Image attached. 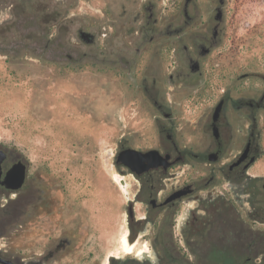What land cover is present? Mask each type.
Instances as JSON below:
<instances>
[{
  "label": "flooded vegetation",
  "instance_id": "1",
  "mask_svg": "<svg viewBox=\"0 0 264 264\" xmlns=\"http://www.w3.org/2000/svg\"><path fill=\"white\" fill-rule=\"evenodd\" d=\"M224 12V0H0V31L12 30L14 20H23L29 31L28 47L59 52L56 63H74L67 52L87 47L94 56L106 53L115 62L125 63L122 70L136 83L131 64L142 53L149 55L152 66L145 69L138 87L152 106L158 136L154 149L169 155L168 162L175 161L166 169L140 175L115 164L133 175L137 186L127 206V215L131 206V216L126 234L119 239L120 246L126 235L130 251L105 257L109 248L97 244L80 257L81 244L88 237L74 235V226L45 237L39 252L28 235L23 256L0 248L2 259L12 264H208L213 255L218 258L222 253L232 264L262 263L264 251L255 247L252 232L239 231L241 214L234 203L241 209L249 206L247 213L255 211L250 187L254 177L248 170L260 156L257 116L264 112V89L259 97L248 91L236 96L235 83L223 88L218 81V62L212 81V66L205 62L222 44L228 25ZM4 40L0 33V46ZM130 53L135 55L129 57ZM252 157L255 161L247 166ZM6 160L7 154L1 165L3 175L22 161L15 158L5 165ZM194 164L202 165L210 175L207 184L206 177L191 180L189 173L183 177L177 170L170 173ZM164 180H171L170 187L161 185ZM208 186L212 188L206 191ZM0 190L19 191L3 186ZM123 193L127 199V184ZM137 201L144 205L139 216L134 214ZM190 202L196 207L190 208ZM184 204L187 209L180 221ZM47 222H25L23 231L31 233L33 223ZM142 247L147 251L140 252Z\"/></svg>",
  "mask_w": 264,
  "mask_h": 264
},
{
  "label": "rangeland",
  "instance_id": "2",
  "mask_svg": "<svg viewBox=\"0 0 264 264\" xmlns=\"http://www.w3.org/2000/svg\"><path fill=\"white\" fill-rule=\"evenodd\" d=\"M224 1L225 35L218 51L205 63L212 66L214 81L218 62V81L223 88L235 83L236 96L248 91L259 97L264 89V0ZM12 28L0 31L5 38L0 46L5 48L0 50V148L7 154L5 165L15 158L26 164V179L16 193L0 190V232L4 231L0 248H11L23 256L31 235V245L39 252L45 237L76 226L74 235L88 237L81 244L80 257L97 244L109 248L105 257L122 255L128 251L126 235L120 246L119 239L126 234L127 206L137 186L133 175L115 165V157L121 146L140 151L157 146L152 106L138 87L152 59L142 53L132 62L135 83L122 70L125 63L115 62L106 53L94 56L90 48L79 46L77 51L67 52L74 63L65 60L59 64V52L28 47L29 31L23 20H14ZM132 55L135 53L128 56ZM243 75L248 78L240 79ZM257 118L260 156L248 170L254 177L250 187L255 211L247 213L249 206L241 209L238 203L234 205L241 214L239 231L252 232L255 247L261 252L264 112ZM176 170L182 177L189 173L191 180L206 177V184L210 177L198 164L191 168L181 165L170 173ZM115 175L126 182L127 199L119 182L115 183ZM219 182L225 187L223 180ZM165 183L170 187L171 180L161 181V185ZM227 196L233 201L231 194ZM143 206L139 201L134 205L136 216L143 214ZM189 206L195 208L196 203ZM186 209L184 204L180 221ZM29 221L48 222L33 223V231L26 233L23 225ZM207 263L232 264L222 253Z\"/></svg>",
  "mask_w": 264,
  "mask_h": 264
},
{
  "label": "water",
  "instance_id": "3",
  "mask_svg": "<svg viewBox=\"0 0 264 264\" xmlns=\"http://www.w3.org/2000/svg\"><path fill=\"white\" fill-rule=\"evenodd\" d=\"M221 102L218 104V113L221 109ZM169 155L162 156L157 150L150 149L147 151H140L133 148H124L120 150L115 157V164L126 167L130 173L140 175L152 169L162 167L166 169L173 162H168ZM6 159V152L0 148V186L5 187L8 190H19L26 179V165L22 161L14 163L3 175L1 165ZM255 161V157H252L247 164L251 165ZM120 188L125 192L126 183L124 179L119 180ZM264 193V183L262 184ZM182 194V193H181ZM185 194V193H183ZM180 193H177L170 197V199L176 198ZM127 196V193H125ZM169 199V200H170ZM128 215L131 216V206L128 207ZM0 264H12L0 257Z\"/></svg>",
  "mask_w": 264,
  "mask_h": 264
},
{
  "label": "bare ground",
  "instance_id": "4",
  "mask_svg": "<svg viewBox=\"0 0 264 264\" xmlns=\"http://www.w3.org/2000/svg\"><path fill=\"white\" fill-rule=\"evenodd\" d=\"M119 180H120L119 176H118V175H115V177H114V181H115V183H118ZM125 245H126V249H127L128 251H130V250H131V247L128 245L127 240L125 241ZM146 251H147V249H146ZM140 252H141V251H140Z\"/></svg>",
  "mask_w": 264,
  "mask_h": 264
}]
</instances>
